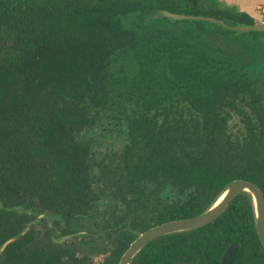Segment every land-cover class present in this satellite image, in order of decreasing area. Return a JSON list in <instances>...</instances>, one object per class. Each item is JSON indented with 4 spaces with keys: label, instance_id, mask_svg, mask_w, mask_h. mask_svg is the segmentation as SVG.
<instances>
[{
    "label": "trees",
    "instance_id": "obj_1",
    "mask_svg": "<svg viewBox=\"0 0 264 264\" xmlns=\"http://www.w3.org/2000/svg\"><path fill=\"white\" fill-rule=\"evenodd\" d=\"M253 24L210 0H0V246L43 215L0 264H118L233 180L264 195V31L229 28ZM234 241L232 264H264L246 192L129 264H219Z\"/></svg>",
    "mask_w": 264,
    "mask_h": 264
},
{
    "label": "water",
    "instance_id": "obj_2",
    "mask_svg": "<svg viewBox=\"0 0 264 264\" xmlns=\"http://www.w3.org/2000/svg\"><path fill=\"white\" fill-rule=\"evenodd\" d=\"M163 14L167 17L173 18L175 20L188 19L190 17L180 14H174L169 12H163ZM210 22L215 21L213 18H204ZM218 23H222L220 21H216ZM232 30L239 32H248V31H264V22H257L251 26H241L235 25L231 27ZM246 192L251 196L252 206H253V214H254V222H255V230L258 236V239L264 248V195L263 192L253 183L236 179L231 181L222 191L220 196L203 212L200 214L182 219H175L172 221L164 222L159 225L148 228L147 230L139 233L137 237L129 244L126 251L121 255L118 264H129L130 261L134 258V256L149 242L153 241L156 238L161 236L169 235L172 233H178L183 231H190L194 229H198L208 225L215 219H217L222 213L225 212L227 207L233 201L236 195ZM43 215H39L36 219L28 222L25 228L18 234L13 237L7 239L0 246V254L4 251L5 247L16 240L21 235L25 234L29 227L37 223ZM74 236V234H69L61 237L56 240L53 238V241L56 243H62L67 239H70ZM239 244L234 241L230 244V246L225 250L223 256L220 259L219 264H232L233 259L238 251ZM175 264H193L188 261H181Z\"/></svg>",
    "mask_w": 264,
    "mask_h": 264
},
{
    "label": "rangeland",
    "instance_id": "obj_3",
    "mask_svg": "<svg viewBox=\"0 0 264 264\" xmlns=\"http://www.w3.org/2000/svg\"><path fill=\"white\" fill-rule=\"evenodd\" d=\"M217 10L230 14H246L255 23L264 22V0H210ZM246 19L241 20L246 25Z\"/></svg>",
    "mask_w": 264,
    "mask_h": 264
},
{
    "label": "flooded vegetation",
    "instance_id": "obj_4",
    "mask_svg": "<svg viewBox=\"0 0 264 264\" xmlns=\"http://www.w3.org/2000/svg\"><path fill=\"white\" fill-rule=\"evenodd\" d=\"M231 27H233V26H231ZM231 27H229V28L231 29ZM234 31H235V30H234ZM173 196H174V193L172 192L170 197H173Z\"/></svg>",
    "mask_w": 264,
    "mask_h": 264
}]
</instances>
